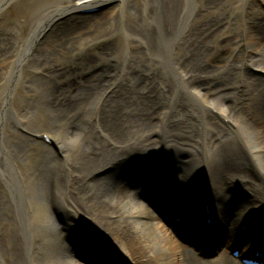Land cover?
I'll list each match as a JSON object with an SVG mask.
<instances>
[{"label":"bare ground","instance_id":"1","mask_svg":"<svg viewBox=\"0 0 264 264\" xmlns=\"http://www.w3.org/2000/svg\"><path fill=\"white\" fill-rule=\"evenodd\" d=\"M33 1L42 3L22 11L23 22L0 12V116L12 118L0 132V264H88L72 243L80 222L105 238L86 236L88 251L112 264L108 243L132 264H242L239 246L244 256L264 253V77L245 71L264 70V0H145L121 31L124 44L92 56L83 54L118 37L136 0ZM105 4L100 17L78 16ZM250 167L260 175L255 197L226 210L241 189L231 182ZM132 170L135 180L123 177ZM178 174L194 179L186 194ZM161 217L175 218L193 244L169 227L159 234Z\"/></svg>","mask_w":264,"mask_h":264},{"label":"rangeland","instance_id":"2","mask_svg":"<svg viewBox=\"0 0 264 264\" xmlns=\"http://www.w3.org/2000/svg\"><path fill=\"white\" fill-rule=\"evenodd\" d=\"M11 1L13 0H7L5 2V4H3L0 8V12L3 11L5 12L6 11V14H7V19L9 21H19V22H23L25 21V17H24V13H22V11H24L26 9V11H35V9H37V7L42 3L41 1H36V4L34 5V1L33 0H25V1H22L19 3V6L15 5V6H11L10 9L8 8V5L11 3ZM144 1L145 0H136V1H133L131 2L130 4H128L126 2V6L124 8V11H123V15H122V19L121 21L118 22V25L116 26V29H115V32L117 34V38L114 40V41H106L104 43H101L99 45H97L96 47H92L90 49H88L86 51V53H84L83 55L85 56H92V54L95 53V50L96 49H101V50H106L107 48H110V47H113V48H116L118 46H122L125 42L124 40V37L122 36L121 34V31L123 29H125V27L127 26V22H128V17L132 16L134 14V11L137 10V7L138 6H141L144 4ZM260 1V0H259ZM33 3V4H32ZM229 3L225 2L224 5H223V8L226 9V10H229V8H227ZM111 5L109 4H105V5H102V6H97V7H94L92 9H87V10H84V12L80 13V15H78L79 17H85V16H102V14H104V12H107V11H110L111 9ZM263 9H264V3H263ZM197 14L201 17V19H209L213 16H211L210 14H214V11L209 8V9H206L204 8L203 11H201L199 9V7H196L195 8ZM26 13V12H25ZM222 18V17H221ZM194 17L190 18L187 23V26L189 27V25L191 26L193 24V20ZM65 19H61L60 21H63ZM84 21V20H83ZM146 21V20H145ZM59 22V21H57ZM151 25H153L152 23L153 22H150V20L148 21ZM50 33V30L49 31H46V33H43L42 36H40V40L44 39L46 34ZM40 40L38 42H40ZM254 55L256 56V54L254 53V51L250 54L251 57H254ZM84 56V57H85ZM254 63V62H253ZM224 63H221L220 65H223ZM250 68H246L245 71H247V73L249 74V76H252V80H255V79H260L259 77H264V70L258 68L257 66H249ZM17 74L14 75V79L11 83V85L9 86V90H8V95L5 96V98H11V103L12 104H16L17 103V99L14 98V93H15V85H16V81L18 80L17 78ZM212 97V95H211ZM43 98V97H42ZM41 98V100H42ZM1 98H0V103H1ZM191 104H196L194 101L192 100H188ZM213 116V114H212ZM215 116V115H214ZM8 120H12L11 116L8 115V114H1L0 116V132L2 134L3 130H4V126L7 124L9 127L11 126L10 123H8ZM153 137V136H152ZM185 147L187 148H193L192 145H185ZM174 152V151H173ZM188 154L185 153L182 155V158H185L187 157ZM134 170V169H133ZM131 171H128L125 172V174H122L124 178H129V179H133L135 180L136 177L134 174V172ZM151 170V169H150ZM163 172L164 170H162L161 168V173L163 175ZM249 174L248 177L246 179H244L243 181L241 180L240 182H231L232 185H235V186H240L241 189H237V191L235 192V195L232 194V188L231 190H226L225 191V195H228L229 196H232L231 197H228L227 198V206L228 209L226 208V210H230V209H233L234 206H236L235 204H237L236 201H239L241 202L242 200H245L246 197L250 196L249 198L252 199L253 197H255L256 195V190L258 189L259 185L257 184V180L259 179V176L258 173L256 174V172L253 170V167H250L249 168ZM101 173H98L97 175H99ZM185 174V173H184ZM133 177L131 178L130 176ZM173 181L175 182H178L179 184H181L182 182L185 181V189L183 190V193L186 194L187 193V190H188V186H191L190 182L187 181V179L183 180V178L179 177V174L174 178L172 177ZM205 180V178H204ZM247 180V181H246ZM187 181V182H186ZM165 183V179H163L162 183ZM184 184V183H183ZM183 186V185H182ZM180 187V186H179ZM182 188V187H180ZM114 191V190H113ZM112 189L109 190V191H106L105 192H108L110 195H113V192ZM228 193V194H227ZM232 194V195H230ZM146 200H148V198H145ZM145 200V201H146ZM150 200V199H149ZM147 202V201H146ZM148 203V202H147ZM147 206L153 210L156 209V204L155 202L151 201V203L149 202L147 204ZM164 206L161 208L163 209ZM157 210V209H156ZM218 210L217 209V213H218ZM156 215L157 217L159 216V211H156ZM225 213V212H224ZM65 217V216H64ZM229 217V216H228ZM235 217V216H234ZM236 218V217H235ZM143 219V218H142ZM80 227L82 228V231L80 232L82 235V239L81 236H77V235H73L72 236V243L74 244V247H75V251H79L78 253L79 254H83L85 257H87V261L88 264H112L111 261H108V259L106 257H102L103 253L102 251H99L101 253H97L95 249H93L94 246H92L91 248V251H88V249L91 247V244L86 242L84 239L86 238V236L89 238V237H93V238H97V239H100V240H104V236L103 235H99L97 232H94L91 228V226L88 224V223H83V222H80ZM154 223L158 226L157 229H159V234L163 235V237H166L168 234H166V232L164 233V229L166 227H169L171 229V231L175 232V235L174 233L171 232L169 233V236L172 237L175 241L179 240V238L182 239V242L183 243H186L187 245H192L193 243H191V241H189L185 236H182V233L180 231V228L177 226L178 223L177 221L173 219H159V218H156L154 219ZM166 231V230H165ZM168 231V230H167ZM169 232V231H168ZM191 234V233H190ZM193 237H194V240L195 241L196 239L200 238V234L197 233V232H193ZM103 236V237H102ZM188 237V236H187ZM191 238V237H190ZM108 243V242H106ZM77 244V245H76ZM105 244V243H104ZM109 244V243H108ZM105 247H103L105 251L109 250V251H112L113 254L111 253V255L114 257V260L117 261L119 260L120 264H132L131 263V260L128 259V257H125L124 255H122L119 251L116 250L115 248V245L111 244V245H108ZM205 246L208 250H211L212 249V246L210 244V241L207 239L205 241ZM191 250H193V247L190 246ZM98 249V248H96ZM222 249L224 248H221V251ZM212 252V250H211ZM78 253H76L78 255ZM218 253V252H217ZM211 254V253H210ZM214 254V253H213ZM115 255V256H114ZM83 257V256H82ZM86 259V258H85ZM107 259V261H106ZM110 259V258H109Z\"/></svg>","mask_w":264,"mask_h":264},{"label":"water","instance_id":"3","mask_svg":"<svg viewBox=\"0 0 264 264\" xmlns=\"http://www.w3.org/2000/svg\"><path fill=\"white\" fill-rule=\"evenodd\" d=\"M161 168H162V164H161ZM152 201V200H151ZM153 202H155L154 200H153ZM157 205V204H156Z\"/></svg>","mask_w":264,"mask_h":264}]
</instances>
